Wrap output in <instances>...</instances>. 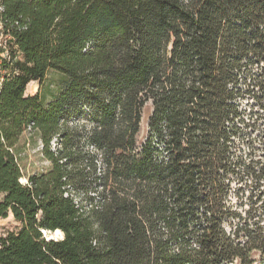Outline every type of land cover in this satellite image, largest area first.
I'll use <instances>...</instances> for the list:
<instances>
[{
    "label": "trees",
    "instance_id": "trees-1",
    "mask_svg": "<svg viewBox=\"0 0 264 264\" xmlns=\"http://www.w3.org/2000/svg\"><path fill=\"white\" fill-rule=\"evenodd\" d=\"M1 5L0 220L19 229L0 235V264H264V210L231 202L234 182L264 185L242 105L264 111V0ZM50 71L58 93L27 95ZM29 130L51 166L25 176Z\"/></svg>",
    "mask_w": 264,
    "mask_h": 264
},
{
    "label": "rangeland",
    "instance_id": "rangeland-1",
    "mask_svg": "<svg viewBox=\"0 0 264 264\" xmlns=\"http://www.w3.org/2000/svg\"><path fill=\"white\" fill-rule=\"evenodd\" d=\"M58 83H59V75L57 73L50 71L43 85H40L39 83L31 84L28 87L26 94L35 95L39 93L42 100L44 102H48L52 99V97L55 94L58 93L59 91ZM242 105L244 109L247 110L248 115L249 114L254 115L252 119L254 120V122H256V128L247 130V133L249 134V140L252 143L249 144V147L252 146L253 151H251L252 149H250V151H246V152L248 153L252 152L253 159L259 162V160H264V111H261L260 108L256 106L255 102L249 98H245V100L242 101ZM151 112H152V107L151 104H149L146 106L143 112L141 133L138 137V140L140 142H142L146 137L147 124ZM247 118H248L247 121H249L250 117ZM83 125L86 126L85 129L87 131L92 126L89 120L87 119V117L73 121L70 124L72 128L78 126L80 127ZM58 144L59 141L54 140L51 145L52 150L57 149ZM82 146H84V149L91 154L95 152L94 148L91 145H87V144L85 145L84 143H82ZM42 149H43L42 143L39 139L38 134L35 131L29 130L22 136L18 147V154H19L20 165L22 167L25 176H29L33 174H41L50 168L51 164L45 159L44 155L42 154ZM244 149L245 150L247 149V145H245ZM260 186L261 187L257 188L256 184L255 183L252 184V182L233 183L232 188L234 191L232 192L231 202L232 205H235L237 207V211L241 213L244 217L246 216V212L250 210L251 206L249 202L252 201V199H253L252 201L253 204L255 202L257 203L255 204L257 205L255 206L256 209H253L256 212V214L255 212H253L254 213L253 215L254 216L257 215L259 217L262 214V211L264 210V185H260ZM238 189H242V193L240 196H237L236 194ZM255 220L257 219L255 218ZM226 228L227 231L230 232L231 229L228 225L226 226ZM18 229H19V224L14 220L12 215H10L7 219L0 220V235H5L8 232H16ZM62 239L63 237L55 240H62ZM252 256L256 257L258 260V256L261 255L258 253H253Z\"/></svg>",
    "mask_w": 264,
    "mask_h": 264
},
{
    "label": "built area",
    "instance_id": "built-area-1",
    "mask_svg": "<svg viewBox=\"0 0 264 264\" xmlns=\"http://www.w3.org/2000/svg\"><path fill=\"white\" fill-rule=\"evenodd\" d=\"M3 12V7L1 5V0H0V15ZM10 38H7L3 35L2 33V25L0 23V57H6L8 54V50L10 47ZM57 141V139H55Z\"/></svg>",
    "mask_w": 264,
    "mask_h": 264
},
{
    "label": "bare ground",
    "instance_id": "bare-ground-1",
    "mask_svg": "<svg viewBox=\"0 0 264 264\" xmlns=\"http://www.w3.org/2000/svg\"><path fill=\"white\" fill-rule=\"evenodd\" d=\"M22 182L26 183V180L22 179ZM46 237L48 238V240H51L52 238L53 239H59V238L63 237V234L61 231H56V232L52 233V235L51 234L49 235L48 232H46Z\"/></svg>",
    "mask_w": 264,
    "mask_h": 264
},
{
    "label": "water",
    "instance_id": "water-1",
    "mask_svg": "<svg viewBox=\"0 0 264 264\" xmlns=\"http://www.w3.org/2000/svg\"><path fill=\"white\" fill-rule=\"evenodd\" d=\"M23 183V182H22ZM26 183H27V181H26ZM26 183H24V184H26ZM48 234H51L52 235V233L50 232V233H48ZM44 236L46 237V232H44ZM51 240H55V239H51Z\"/></svg>",
    "mask_w": 264,
    "mask_h": 264
}]
</instances>
